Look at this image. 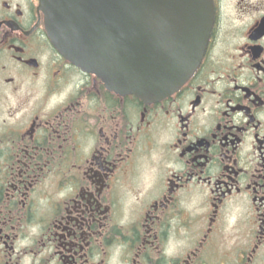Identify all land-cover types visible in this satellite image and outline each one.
<instances>
[{"label":"flooded vegetation","instance_id":"obj_1","mask_svg":"<svg viewBox=\"0 0 264 264\" xmlns=\"http://www.w3.org/2000/svg\"><path fill=\"white\" fill-rule=\"evenodd\" d=\"M170 95L111 88L0 0V264H264V0H201Z\"/></svg>","mask_w":264,"mask_h":264},{"label":"water","instance_id":"obj_2","mask_svg":"<svg viewBox=\"0 0 264 264\" xmlns=\"http://www.w3.org/2000/svg\"><path fill=\"white\" fill-rule=\"evenodd\" d=\"M40 7L64 55L149 102L194 74L213 24L201 0H41Z\"/></svg>","mask_w":264,"mask_h":264}]
</instances>
